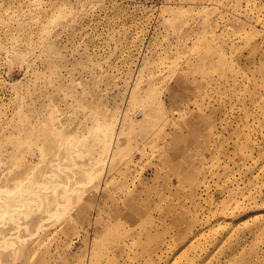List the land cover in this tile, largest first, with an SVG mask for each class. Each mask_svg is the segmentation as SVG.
Instances as JSON below:
<instances>
[{
  "label": "rangeland",
  "instance_id": "374dc122",
  "mask_svg": "<svg viewBox=\"0 0 264 264\" xmlns=\"http://www.w3.org/2000/svg\"><path fill=\"white\" fill-rule=\"evenodd\" d=\"M0 264H264V0H0Z\"/></svg>",
  "mask_w": 264,
  "mask_h": 264
}]
</instances>
